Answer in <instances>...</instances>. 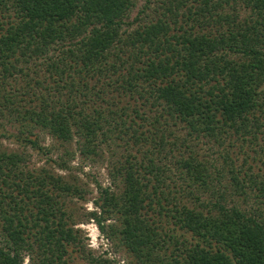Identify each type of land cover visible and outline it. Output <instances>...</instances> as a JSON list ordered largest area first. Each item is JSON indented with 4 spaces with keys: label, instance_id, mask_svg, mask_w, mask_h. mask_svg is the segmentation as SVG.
I'll return each mask as SVG.
<instances>
[{
    "label": "trees",
    "instance_id": "16d2710c",
    "mask_svg": "<svg viewBox=\"0 0 264 264\" xmlns=\"http://www.w3.org/2000/svg\"><path fill=\"white\" fill-rule=\"evenodd\" d=\"M162 4L130 21L136 0H0V138L18 146L0 143V264H67L80 244L64 160L27 167L44 137L109 153L87 217L129 264H264V0ZM234 137L261 139L256 171L194 148Z\"/></svg>",
    "mask_w": 264,
    "mask_h": 264
},
{
    "label": "rangeland",
    "instance_id": "374dc122",
    "mask_svg": "<svg viewBox=\"0 0 264 264\" xmlns=\"http://www.w3.org/2000/svg\"><path fill=\"white\" fill-rule=\"evenodd\" d=\"M165 0H136V6L133 8L130 21H133L135 17L138 16H148V20L152 17L159 16L163 12L164 5L162 4ZM145 7H148L144 9ZM145 10V14L142 11ZM185 11V9H184ZM136 26L135 24H133ZM179 135L185 134L179 132ZM261 140V139H260ZM255 142V144H245L241 145V141L234 137L231 141L225 143L224 149L222 151L213 141L207 139L200 140L195 144V151L200 155L199 157L205 158L206 160L216 164L218 167L222 166L224 156L227 155L232 160L233 165L240 164L241 159L246 155L249 157L248 163L254 167L256 171L257 166L261 164L257 161H253L254 150H260L261 141ZM1 145L9 149H18L17 144L12 139L0 138ZM41 145L44 147H53L48 156H44L37 153L30 148L27 149L29 158L27 161L28 168H39L46 167L49 168L48 160L52 159L60 163V158L64 160L66 168H59L58 164H51V168L63 175L68 180L75 182L76 186L81 190L84 200L80 198H73L70 201L69 206L72 208L75 215L76 223L73 225L74 229L78 230V236L80 244L73 248V252L68 258H66L67 264H129L131 260L124 252L118 241L109 240L104 237L96 223L92 219H88L87 215L90 211L94 210L93 200L98 195L99 186L107 187L111 183V178L109 176V153L104 150L101 157L82 159L76 150L75 143H71L69 146V152L71 154L65 153L64 147L59 144L54 143L49 137H44L41 140ZM22 150V149H20ZM118 152V149L116 150ZM223 154H220V153ZM261 155H259L260 157ZM49 157V159H48ZM264 160V154L260 157ZM48 159V160H47ZM114 159V158H113ZM49 160V161H52ZM112 162V161H111ZM171 169L175 168V164L169 163ZM213 170L211 169V172ZM228 188V193L232 196L228 197V200L237 203L240 206L244 205V202L240 201L236 195H233L231 186L228 183L221 182ZM246 202V208L253 207L256 205L252 198H248ZM244 206V207H245ZM133 261H135L133 259ZM23 264H30L27 256H24Z\"/></svg>",
    "mask_w": 264,
    "mask_h": 264
}]
</instances>
